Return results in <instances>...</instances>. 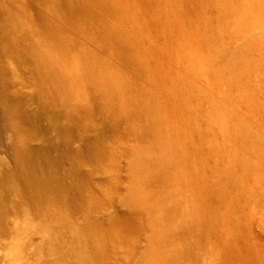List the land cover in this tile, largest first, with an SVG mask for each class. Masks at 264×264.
Wrapping results in <instances>:
<instances>
[{
    "label": "rangeland",
    "instance_id": "obj_1",
    "mask_svg": "<svg viewBox=\"0 0 264 264\" xmlns=\"http://www.w3.org/2000/svg\"><path fill=\"white\" fill-rule=\"evenodd\" d=\"M93 2L85 28L71 31L110 62L116 55L106 47L108 36L127 46L135 79L178 152L189 207L198 213L191 214L203 236L198 264H264V0ZM41 10L38 0H0V15L16 13L25 27L0 38V188H8L0 194V264H165V251L151 245L154 212L125 205L134 129L109 118L75 75L86 109L84 121L72 126L70 106L48 91L33 51L65 68L74 53L41 34ZM88 142L101 151L95 159L85 155ZM20 148L82 154L71 171L52 168L85 179L87 202L75 207L52 190L39 204L13 174ZM86 228L106 250L93 262L82 260L78 248Z\"/></svg>",
    "mask_w": 264,
    "mask_h": 264
},
{
    "label": "bare ground",
    "instance_id": "obj_2",
    "mask_svg": "<svg viewBox=\"0 0 264 264\" xmlns=\"http://www.w3.org/2000/svg\"><path fill=\"white\" fill-rule=\"evenodd\" d=\"M38 1L43 6V10L38 14V30L55 41L60 48L64 46L74 53L71 57V67L65 68L39 48L33 51L37 56L38 71L44 80H47L48 91L60 95L64 105L70 106L69 117L72 126L79 125L84 121L82 116L86 107L79 101L80 96L73 86L75 75L101 99L103 110L109 118L130 122L135 132L136 145L133 148L131 184L125 205L137 209L147 205L154 212L155 235L151 245L153 249L165 251V264H198L201 258L198 251L203 236L201 234L200 237L196 229L198 225L195 226L191 218V214L198 213L196 214L194 207H189L188 197L179 180L181 177L178 176V152L165 133L161 117L151 104L153 102H148L149 96L145 97L142 86L138 83L139 79H135L138 73L134 76L137 71L129 60L127 46L111 36L105 39L106 47L116 55L114 63L105 57L100 58L96 51L94 55V52L76 39L75 32L71 29L85 28L94 7L97 8L93 0ZM65 24H69L71 28H65ZM24 30L23 21L18 14L11 12L0 15V38L18 36ZM24 44L28 48L31 47L28 41ZM15 151L13 174L25 184L27 191H30L32 198L39 204L52 190L53 193L64 192L67 202L75 207L87 202L85 179L80 176L65 178L57 173V167L52 168L54 165H64L71 171L82 154L65 151L64 154L53 157L46 151L34 149L20 148ZM84 152L87 157L93 159L101 153L94 142H88ZM7 189L6 186L1 187L0 194L6 193ZM88 232L89 228H86L78 248L81 249L80 254L85 253V256H80L82 260L93 262L102 258L106 250L101 249ZM78 256V252L74 250L73 260H79ZM153 260L157 261L155 258Z\"/></svg>",
    "mask_w": 264,
    "mask_h": 264
}]
</instances>
